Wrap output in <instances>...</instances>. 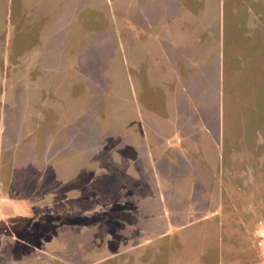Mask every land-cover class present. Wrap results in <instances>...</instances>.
<instances>
[{"label": "rangeland", "instance_id": "rangeland-1", "mask_svg": "<svg viewBox=\"0 0 264 264\" xmlns=\"http://www.w3.org/2000/svg\"><path fill=\"white\" fill-rule=\"evenodd\" d=\"M7 8L0 18L3 39L10 31ZM179 11L164 15L149 30L139 29L143 44L162 51L155 49L162 73L174 78L172 93L168 87L157 89L163 94L161 112L164 95L168 107L176 103L175 96L187 97L188 108H179L188 112L187 126L167 133L155 131L150 122L142 124V114L154 108L146 96L155 92L129 77L127 66L122 72L118 30L111 61L116 75L109 89L99 92L101 132L97 146L85 150L92 160L81 168L75 163L81 169L75 179H68L63 165L76 161L72 155L57 159L41 176L35 168L12 187L11 195L5 183L0 185V264H264V0H193ZM182 39L192 45L186 62L176 64L164 47ZM143 52L148 67L152 55L149 49ZM172 61L176 69H169ZM187 63L202 77L185 83ZM8 88L7 80L0 94ZM157 105L159 112L160 100ZM122 112L137 123L123 140L115 131L121 128ZM135 184L136 193L128 187ZM95 225L98 251L83 261L75 259ZM110 236L115 245H128L109 252Z\"/></svg>", "mask_w": 264, "mask_h": 264}, {"label": "crops", "instance_id": "crops-1", "mask_svg": "<svg viewBox=\"0 0 264 264\" xmlns=\"http://www.w3.org/2000/svg\"><path fill=\"white\" fill-rule=\"evenodd\" d=\"M189 1L193 0H117L114 6L108 0L0 2L4 5L0 10V18L3 10L8 7L10 21L7 37L3 39L0 32V84H5L8 80L10 87L0 94V108L3 111V120L0 121V156L4 161L2 167L0 163V185L5 183L7 193L12 191L19 180L22 182L24 177L33 173L35 168L41 176V172L44 174L45 169L55 166L57 159L62 156L78 157L73 163L68 160L63 164L66 165L64 171L68 179H75L77 173L81 174V169L78 172L75 163L78 162L81 168L92 160L87 157L85 150L97 146L100 131L98 116L103 114V108L99 107V96L103 93L99 92L108 90L112 74L116 75L111 61L115 59L117 52L118 30L122 31L121 50L125 56V60L121 61L122 72L127 66L129 77L136 78L139 86H153L155 92L146 96L145 102H151L154 108L145 110L142 124L146 126L150 122L149 127L154 126L155 131L167 133H177L183 126H187L188 112L179 109L188 108L185 96L182 100L175 96L173 99H176V103L168 107V97L164 95L165 112H161L163 94L157 89L164 86L167 90L168 87L172 93L174 78L170 73H162L160 55L155 49H159L161 53L162 51L154 44H143L140 29L144 26L149 30L164 15H171L174 11L177 13ZM131 3L136 5L133 7L136 10H131ZM161 4L165 7L160 8ZM166 6L173 7V10ZM114 16L115 20L118 17L120 26L115 23ZM145 21L150 24L145 25ZM99 22L104 25L100 27ZM159 34L170 36L171 33L160 31ZM3 42L5 50L2 49ZM189 44L192 45L186 39L171 40L164 47L166 55L176 64L181 63V59L186 62L185 52L188 53ZM144 49H149L152 55L149 57L152 63L148 67L143 63ZM181 54L185 55L182 57ZM173 61L169 63V69L177 68ZM189 65H183L185 83L198 76L202 77L200 72L195 73L194 66L191 70ZM143 69L144 74L141 72ZM159 100L161 105L157 112ZM25 107L28 112H24ZM177 108L181 112L176 111ZM122 114V124L117 123L121 124L122 129L118 127L115 131L121 132L123 140L128 128L137 123L135 118H130L129 112ZM115 120L118 121L116 118ZM139 123L141 124L140 121ZM26 132H29V138L26 137ZM106 132L109 133V129ZM64 147H69L71 151L62 153L61 149ZM4 171L6 174L2 178ZM165 181H169V178H165ZM128 187L136 193V184ZM170 194L175 203L178 193L174 191ZM152 230L155 228H149V231ZM86 242L85 248L77 252L75 259L83 261L85 256L98 251L100 241L97 225L91 228ZM127 245H115L112 236L106 243L109 252H122Z\"/></svg>", "mask_w": 264, "mask_h": 264}]
</instances>
